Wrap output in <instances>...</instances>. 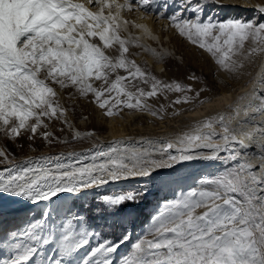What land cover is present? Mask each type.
Returning a JSON list of instances; mask_svg holds the SVG:
<instances>
[{
    "label": "snow or ice",
    "instance_id": "1",
    "mask_svg": "<svg viewBox=\"0 0 264 264\" xmlns=\"http://www.w3.org/2000/svg\"><path fill=\"white\" fill-rule=\"evenodd\" d=\"M214 2L179 0L178 11H161L159 18L209 53L222 71L238 77L245 61L264 56V23L205 18V8ZM153 3L0 0V134L15 140L27 132L29 139H34L39 129L48 127L45 120L66 117L59 96L69 90L74 97H94L108 117L118 115L114 111L118 108L164 119L163 106L154 110L147 101L167 92L189 93L192 89L179 82L160 81L129 59L131 47L163 58L129 31L134 28L144 38L158 39L146 24L128 18L147 19ZM256 10L264 15V7ZM185 12L193 15L185 17ZM94 82H100V87ZM191 100L185 95L173 103ZM229 109L231 115L205 120L175 142L157 146L147 141V147H132L114 141L101 146L91 156L92 163L85 166L66 162L74 155L70 154L29 158L0 170V194L46 205L39 218L26 216L23 227L7 233L0 247L10 254L0 259V264H116L113 255L130 237L89 247L96 234L80 226L78 215L65 218L58 227L50 226L54 198L149 177L156 169L197 159H226L231 166L166 202L118 264H264V72L255 78L251 91ZM42 136L51 142L50 132ZM75 136L83 138L79 132ZM253 146L255 151H249ZM0 158L10 163L3 150ZM147 194L126 191L102 199L106 211L124 212L129 210L125 205H135Z\"/></svg>",
    "mask_w": 264,
    "mask_h": 264
},
{
    "label": "rangeland",
    "instance_id": "2",
    "mask_svg": "<svg viewBox=\"0 0 264 264\" xmlns=\"http://www.w3.org/2000/svg\"><path fill=\"white\" fill-rule=\"evenodd\" d=\"M233 1L237 6H230ZM254 1L260 3L259 7H264V0ZM252 3L253 0H215L214 3L205 8L203 15L205 18L212 17L218 21L231 18L264 23V15H261L256 10L257 6L252 7ZM242 5L246 7L243 8ZM178 10L179 0H154L152 13L149 15L156 20L155 22L157 20L162 22L159 26L160 36L155 40L141 38L139 41L161 54L162 59L154 57L150 53L145 52L144 49L137 47H131L128 56L129 59L135 60L137 65L154 75L158 80L165 83L179 82L186 87H190L192 92H167L157 98L148 100L147 103L154 110L163 106L164 110L161 114L164 119H159L147 112L115 108L114 111H117L118 115L114 116L122 120L116 126L120 128L125 126L121 131L123 130L128 136L154 135L161 133L162 130L169 133L172 131L171 136L177 135L179 131L184 132L186 125H189V123L193 125L192 123H194L190 121L191 118L186 116L189 111H193V109L195 110L202 105L200 101H209L215 98L223 92V89L235 91L244 82L243 80L246 81L253 77L262 58V56H254L250 61H245V67L242 70L243 74L238 77L222 71L214 63L209 53L191 44L186 38L181 37L176 29L171 28L167 20L159 18L161 11L171 14ZM192 15L190 12H185V17H191ZM122 35L125 34L122 33ZM133 37L136 36L133 35ZM120 74L127 75L122 71ZM94 86L100 87V82H94ZM144 87L147 90V86ZM198 92L200 93L199 97L196 96ZM165 95L167 99L164 98ZM185 95L192 98L190 103H173L177 99H182ZM59 99L63 107L67 109V118L45 120L48 127L39 129L34 139H29L31 134L27 132H22L20 137L15 140L8 139L0 134V150L6 153L10 163L24 159L29 155L86 150L95 146L94 144L99 142L101 138L108 139L109 129L107 123L110 117L105 115L104 109L97 106L94 102V97L91 95L87 99L78 96L74 97L69 90L61 92ZM174 112L179 113V115H173ZM65 119L67 123L64 122ZM76 126L83 137L81 139H77L75 136V133L78 132L75 129ZM44 132L52 134L50 137L51 142L43 139L42 134ZM89 133L92 135H87ZM8 164L9 162H5L3 158H0V166ZM230 166V161L225 164L221 163V167H217L216 171L213 170L208 176L205 175L206 173L194 170L189 171L190 173L188 174L183 173L184 171L181 174L177 172L183 176L182 179L186 177L184 179L185 183L180 187L168 185L169 182H166V177L171 175L168 173L164 175V179H161L163 181L156 180L153 183L139 186L116 187L94 190L84 194L79 193L71 197V204L68 205L67 210L63 214L56 212V201L54 200L55 203L51 205V220L53 217L55 220L54 222L50 221V226L58 227L64 222L65 218L78 215L82 218L80 226L86 227L89 231L96 234L91 239L89 247H95L98 243L105 240L120 241L125 236L130 237L112 257L118 264L121 258L130 254L131 244L142 237L148 228L151 227L154 216L163 208L166 202L177 199L182 193L199 187L200 180L213 177L223 171L225 167ZM126 191H145L148 194L146 197L142 196L135 205H125V208L129 209L128 211L118 212L116 209L111 208L107 211L105 210L107 206L103 203V196L116 195ZM45 207L46 205L41 203L25 209L20 217L14 221L15 223L7 225L11 226L9 230L23 227V221L26 216L39 218ZM3 215H0V219ZM122 216L126 220H122ZM9 230L0 232V242L4 240ZM83 255L84 253H81V256Z\"/></svg>",
    "mask_w": 264,
    "mask_h": 264
},
{
    "label": "bare ground",
    "instance_id": "3",
    "mask_svg": "<svg viewBox=\"0 0 264 264\" xmlns=\"http://www.w3.org/2000/svg\"><path fill=\"white\" fill-rule=\"evenodd\" d=\"M230 3V2H229ZM250 3V2H249ZM260 3L256 2L253 0L252 7H259ZM230 6H237V4L231 2ZM241 6V5H240ZM242 7H246L245 5H242ZM251 8V7H250ZM153 15V14H152ZM130 20H135L137 23H143L148 26V28L151 30L152 34L155 37L160 36L159 32V26L162 23L161 21L155 22L154 18L148 14V18L145 20L138 19L136 15H130L128 17ZM164 22V21H163ZM157 29V30H156ZM130 33L133 36L144 38L143 33H141L139 30L130 28ZM158 31V32H157ZM125 36L127 35L126 33ZM146 39V38H144ZM160 65V64H159ZM262 72H264V56H262L259 65L257 69L255 70V73L253 74V77L248 79V80H243L235 91H230L229 89H223V92L216 96L215 98L209 100L207 103H204L197 107L193 111H189L187 113V117L191 118L190 121L194 122L192 123L193 125H186V130L184 132L179 131L177 135L171 136V133L162 130L161 133L154 134V135H137V136H128L121 131L122 128L119 126H116V124H119L120 121L117 119L116 116L110 117L108 119L107 127L109 129L108 131V139H103L101 138L99 142H96L92 148L86 149V150H77V151H71V152H63V153H58V154H52V153H41L40 155H29L24 159L16 160L15 162H11L8 165H1L0 170H4L12 165L19 164L22 161L29 159V158H38L41 156H64L68 157L70 154H74L72 158L66 162L73 164L76 167H81L88 165L92 163L91 156L95 154V152L101 147V146H108L114 141H123L129 146L132 147H147V144L145 142L147 141H152L154 142L157 146L160 144H163L164 142L167 141H173L175 142L176 139L180 136H182L185 132H191L197 125L201 124L203 121L218 117L220 115H231L229 106L233 105L237 102L238 98L245 94L248 91H251V86L252 83L255 81V78L260 75ZM134 114V113H133ZM132 115V114H130ZM128 117V116H127ZM130 117V116H129ZM67 118V117H66ZM131 118V117H130ZM126 119V118H125ZM131 121V120H130ZM129 121V122H130ZM83 124V123H82ZM123 125V123H122ZM169 125V124H167ZM172 125V124H171ZM128 127V126H126ZM166 128V127H165ZM170 128V127H169ZM75 129L78 131L77 126ZM167 130V129H166ZM217 132H220L221 135H223L221 129L217 127L215 129ZM128 131V130H127ZM205 131H208V129H205ZM80 132V131H78ZM160 132V131H159ZM130 135V134H129ZM98 141V140H97ZM249 151H255V147L249 149ZM222 157H225L226 154L221 153ZM166 159V157H160ZM228 161L226 159L221 161H205L201 159L193 160V161H184V162H177L174 163L172 167H163L159 168L153 171L152 175L149 177H136V178H130L128 180H123L120 182L116 183H110L108 185L99 187V188H93V189H87V190H82L80 194L92 192L94 190H100V189H109V188H116V187H127V186H139V185H144V184H149L153 183L154 181H163L161 180L162 178L164 179V175L170 173V176H167V183L171 187H180L183 183H185L186 177L182 179L183 176H181V172L183 173H190L189 171L194 170V171H199L202 173H206L205 175H210L213 170L216 171L217 167H221V163L225 164ZM256 166L259 165V161L254 162ZM169 168V171H168ZM177 172H180L177 173ZM192 173V172H191ZM201 175V174H200ZM191 176V175H190ZM165 178V179H166ZM163 184V183H162ZM173 185V186H172ZM76 194H71V193H62L60 196L54 198L56 201V212L59 214H63L65 210H67L68 205L70 203V199L72 196ZM72 200V199H71ZM36 205L30 204L22 199L19 198H14L11 196H8L7 194H0V215L4 214L3 217L0 219V227L1 229L8 227L7 225H10L14 223L15 220H17L21 213L25 210L28 209L29 207H34ZM128 218V217H127ZM55 218L53 217L51 222H54ZM122 220H126L124 216H122Z\"/></svg>",
    "mask_w": 264,
    "mask_h": 264
}]
</instances>
